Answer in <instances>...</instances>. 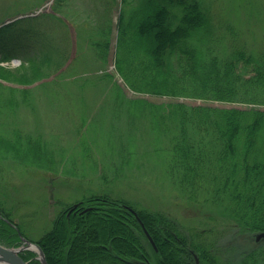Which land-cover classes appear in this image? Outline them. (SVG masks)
I'll use <instances>...</instances> for the list:
<instances>
[{
  "label": "trees",
  "instance_id": "obj_1",
  "mask_svg": "<svg viewBox=\"0 0 264 264\" xmlns=\"http://www.w3.org/2000/svg\"><path fill=\"white\" fill-rule=\"evenodd\" d=\"M64 1L58 0L55 10L65 8ZM98 1H104L103 10L94 8L95 20L81 22L78 30L84 34L81 38L92 61L104 67L98 81L118 83L106 69L115 37L117 72L135 92L244 104L149 103L166 126L175 128L167 164L170 178L191 202L198 203L200 194L208 192L209 198L202 201L215 222L205 228L208 238L191 230L186 234L165 211L138 207L122 196L92 194L82 204L93 209L81 212L80 208L67 215L68 207L62 206L53 227L37 241L49 264H136L144 258L153 264H196L193 251L199 264H224L214 237L234 230L264 231V38L257 47L246 44L233 24L216 25L204 0H120L115 29L113 0ZM63 11L69 18L71 14ZM47 16L62 19L42 14L29 19L41 22L37 29L0 28V60L15 56L18 50L26 57L15 70L0 65L1 79L13 75L28 84L50 77L65 65L72 38L61 41L63 46L52 40L44 26ZM26 48L33 51L26 55ZM119 92L123 94L121 85ZM167 118L172 122L167 124ZM7 143V151L14 148L15 159L22 158L21 152L30 154L32 148L41 153V147L31 142H26L27 148H21L20 142ZM45 166L55 168V164ZM123 203L136 208L157 249L145 241L142 226ZM12 222L29 237L0 201V243H22ZM35 254L25 250L22 257L29 264H40ZM254 255L249 253L241 264H255L248 261Z\"/></svg>",
  "mask_w": 264,
  "mask_h": 264
},
{
  "label": "rangeland",
  "instance_id": "obj_2",
  "mask_svg": "<svg viewBox=\"0 0 264 264\" xmlns=\"http://www.w3.org/2000/svg\"><path fill=\"white\" fill-rule=\"evenodd\" d=\"M56 1L0 0V25L9 19L29 16L42 6L41 13L53 12ZM204 1L208 3L216 25L233 24L246 44L257 47L264 38V0ZM112 3L115 29L120 0ZM62 5L71 14L68 26L49 19L46 32L61 46V41L66 43L70 37L73 39L67 60L69 65L65 63L52 76L28 84L13 75L6 80L0 79L3 84L0 86L2 205L12 211L15 220L34 240L53 227L61 210L59 203L72 205L92 194L122 196L138 207L158 208L174 217L186 234L191 230L208 238L205 228L215 220L209 219L213 212L202 200L209 198V193L203 191L198 203L191 202L188 195L175 186L167 168L175 128L166 126L157 108L149 103L167 105L180 101L189 105L225 107H243L244 104L135 92L115 70V37L107 71L116 75L119 84L113 79L98 81L96 77L104 67L92 61L87 42L81 38L84 34L78 30L81 22L95 20L93 10L102 11L104 1L66 0ZM56 14L65 17L64 11L58 10ZM36 22L35 19L25 23L14 21L13 26L26 27L29 24L37 29L40 24ZM32 51V48H26L25 54ZM17 53V57L11 56L10 60L3 62L4 65L15 70L26 58L22 50ZM120 84L123 94L119 92ZM170 122L171 118L170 121L167 118L166 123ZM8 141L20 142L21 148H27L26 142H31L32 146L41 147L42 154L32 148L30 154L23 150L19 154L22 158L15 159L14 148L7 151ZM50 164H55L54 170L45 166ZM145 228L149 232L147 226ZM145 228L142 226L145 241L151 244ZM218 229L224 232L222 226ZM247 236L249 232L243 234L234 230L219 239L214 237L215 248L225 260L224 264H239L246 257L245 252L264 246V241L257 242L254 234L250 241ZM150 253L153 256L151 248ZM144 259L134 263L152 261ZM258 264H264V260Z\"/></svg>",
  "mask_w": 264,
  "mask_h": 264
},
{
  "label": "water",
  "instance_id": "obj_3",
  "mask_svg": "<svg viewBox=\"0 0 264 264\" xmlns=\"http://www.w3.org/2000/svg\"><path fill=\"white\" fill-rule=\"evenodd\" d=\"M77 205L78 203L74 205L71 209L76 208ZM128 208L136 214L134 209L132 210L130 207ZM146 233L147 236L150 238L151 242H153V238L150 237L148 231H146ZM261 238L264 239V231L257 234V239H261ZM22 241L24 242V244L21 246L8 247L3 244H0V264H28V262L24 260L20 255V252L24 251V249L36 251L37 253H39L38 258L40 259L41 264H49L47 263L45 253L43 252L38 242H32L27 238H25L24 236L22 237ZM146 264H150V263L146 262Z\"/></svg>",
  "mask_w": 264,
  "mask_h": 264
}]
</instances>
